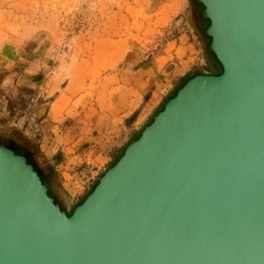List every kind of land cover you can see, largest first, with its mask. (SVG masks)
<instances>
[{"label":"water","instance_id":"water-1","mask_svg":"<svg viewBox=\"0 0 264 264\" xmlns=\"http://www.w3.org/2000/svg\"><path fill=\"white\" fill-rule=\"evenodd\" d=\"M221 67L164 103L70 215L0 145V264H264V0H195Z\"/></svg>","mask_w":264,"mask_h":264},{"label":"crops","instance_id":"crops-1","mask_svg":"<svg viewBox=\"0 0 264 264\" xmlns=\"http://www.w3.org/2000/svg\"><path fill=\"white\" fill-rule=\"evenodd\" d=\"M148 1L155 12H170L171 18L187 8V0ZM41 49V43L0 45V140L32 152L46 187L52 188V171L66 195L79 196L95 186L105 166L116 161L159 112L166 91L158 87L165 76L159 81L154 61L136 66L119 57L111 71L103 67L88 75L71 72L68 89L61 90L58 70L47 66L50 57ZM77 81H82L80 90ZM83 164L92 169L90 180L79 175Z\"/></svg>","mask_w":264,"mask_h":264},{"label":"rangeland","instance_id":"rangeland-1","mask_svg":"<svg viewBox=\"0 0 264 264\" xmlns=\"http://www.w3.org/2000/svg\"><path fill=\"white\" fill-rule=\"evenodd\" d=\"M153 9L148 0H0V45L28 42L36 47L41 43V54L50 57L47 66L58 70L61 90L68 89L71 72L88 75L103 67L111 71L119 57L136 66L154 61L159 81L165 76L158 87L166 91L160 111L188 78L210 75L220 71V66L206 52L210 44L204 37L207 23L195 0H187V8L174 18L170 12L165 15ZM81 82L77 81L76 89H81ZM150 96L148 92L146 97ZM0 145L15 149L14 143L5 140ZM49 173L50 194L70 214L91 187L79 196L66 195L57 185L56 173Z\"/></svg>","mask_w":264,"mask_h":264},{"label":"trees","instance_id":"trees-1","mask_svg":"<svg viewBox=\"0 0 264 264\" xmlns=\"http://www.w3.org/2000/svg\"><path fill=\"white\" fill-rule=\"evenodd\" d=\"M198 4V3H197ZM199 6H201L200 4H199ZM202 7V6H201ZM203 8V7H202ZM204 19V18H203ZM204 21L207 23V27L209 26V21L208 20H206V19H204ZM207 27H206V29H207ZM206 29H205V31H206ZM205 31H204V37H206L209 41H210V38L209 37H207L206 35H205ZM206 52H207V54H209L211 57H212V59L214 60V62L218 65V66H220L219 65V63L216 61V59H215V57H214V55H213V53L209 50V48L206 50ZM221 73V67H220V71H218V72H215V71H212L211 72V74L210 75H219ZM198 75H201V74H197V75H193L192 77H190V78H188V80H186L182 85H181V87L180 88H182L183 86H184V84L187 82V81H189L190 79H192L193 77H195V76H198ZM179 88V89H180ZM178 89V90H179ZM177 90V91H178ZM177 91H176V93H177ZM175 93V94H176ZM175 94L171 97V98H173L174 96H175ZM170 98V99H171ZM164 106V105H163ZM163 106H162V108H161V110L160 111H162L163 110ZM159 111V112H160ZM158 112V113H159ZM151 122H152V120H151ZM151 122L148 124V125H150L151 124ZM147 125V126H148ZM143 131V130H142ZM141 131V132H142ZM141 132H140V134H141ZM140 134L136 137V139L135 140H137L138 138H139V136H140ZM135 140H133V141H135ZM132 141V142H133ZM128 146V145H127ZM4 147H6V148H8V149H10V150H12L16 155H20V156H23L25 159H26V161H27V163L28 164H30L32 167H33V169H34V171H36V173L38 174V176L40 177V180H41V182H42V184L43 185H45L46 186V184H45V182H44V180H43V177H42V175L40 174V172H39V170H38V168H36V166L34 165V163H33V159H34V157H33V154H30V153H32V152H30V153H28V154H26V153H23L22 151H19L18 149H13V148H10V147H7V146H4ZM18 151V152H17ZM123 154V153H122ZM122 156V155H121ZM120 156V157H121ZM119 157V158H120ZM118 158V159H119ZM118 159L109 167V168H111L117 161H118ZM108 168V169H109ZM48 178H49V175H48ZM97 184V183H96ZM96 186V185H95ZM94 186V187H95ZM94 187L91 189V191L94 189ZM90 191V192H91ZM47 194H48V196H50L51 197V194H50V192H49V190H48V187H47ZM87 196V195H86ZM86 196L75 206V207H77V206H79L83 201H84V199L86 198ZM54 203L55 204H57V202L54 200ZM58 205V204H57ZM61 209V208H60ZM62 210V209H61ZM63 211V210H62ZM72 213V212H71ZM70 213V214H71ZM70 214H67V215H70Z\"/></svg>","mask_w":264,"mask_h":264},{"label":"built area","instance_id":"built-area-1","mask_svg":"<svg viewBox=\"0 0 264 264\" xmlns=\"http://www.w3.org/2000/svg\"><path fill=\"white\" fill-rule=\"evenodd\" d=\"M92 169L88 164H83L79 169V175H83L87 177L89 180L91 179Z\"/></svg>","mask_w":264,"mask_h":264},{"label":"flooded vegetation","instance_id":"flooded-vegetation-1","mask_svg":"<svg viewBox=\"0 0 264 264\" xmlns=\"http://www.w3.org/2000/svg\"><path fill=\"white\" fill-rule=\"evenodd\" d=\"M47 186H48V185H47ZM50 189H51V188L48 186V190H49V192H50ZM51 198H53L52 195H51ZM53 200H54V198H53ZM59 207H60V206H59Z\"/></svg>","mask_w":264,"mask_h":264}]
</instances>
